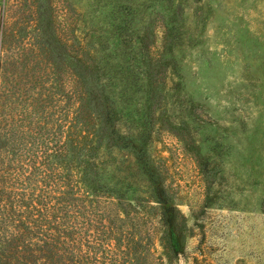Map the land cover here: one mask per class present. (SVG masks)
<instances>
[{"label":"rangeland","instance_id":"1","mask_svg":"<svg viewBox=\"0 0 264 264\" xmlns=\"http://www.w3.org/2000/svg\"><path fill=\"white\" fill-rule=\"evenodd\" d=\"M41 1L40 32L30 23L22 36L50 47L12 51L30 66L9 76L4 103L12 112L33 104L25 121L35 126L39 104L42 118L63 117L85 30L110 104H131L172 157L168 180L184 194L174 202L196 234L179 264H264V0ZM48 51L54 61L33 68Z\"/></svg>","mask_w":264,"mask_h":264},{"label":"trees","instance_id":"2","mask_svg":"<svg viewBox=\"0 0 264 264\" xmlns=\"http://www.w3.org/2000/svg\"><path fill=\"white\" fill-rule=\"evenodd\" d=\"M43 8L41 0H0V264H179L196 234L174 202L184 194L168 180L172 157L154 146L131 104H110L109 78L93 66L85 30L76 36L73 101L63 117L42 118L47 106L39 104L35 126L25 121L33 104L12 112L4 103L9 76L30 66L12 51L50 47L22 36L30 23L40 32ZM47 53L32 67L49 66ZM198 207L189 208L196 215Z\"/></svg>","mask_w":264,"mask_h":264}]
</instances>
